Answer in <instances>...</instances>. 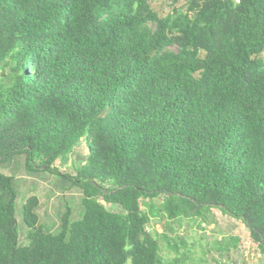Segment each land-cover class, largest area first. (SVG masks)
<instances>
[{"label":"trees","instance_id":"trees-1","mask_svg":"<svg viewBox=\"0 0 264 264\" xmlns=\"http://www.w3.org/2000/svg\"><path fill=\"white\" fill-rule=\"evenodd\" d=\"M180 1L0 0V264H177L150 216L216 210L264 254V0Z\"/></svg>","mask_w":264,"mask_h":264},{"label":"rangeland","instance_id":"rangeland-1","mask_svg":"<svg viewBox=\"0 0 264 264\" xmlns=\"http://www.w3.org/2000/svg\"><path fill=\"white\" fill-rule=\"evenodd\" d=\"M149 2L158 11L169 10L173 6L169 5L170 0ZM182 4L181 0L175 6ZM26 185L24 183L20 188V197L25 194ZM37 192L40 194V189ZM154 202L157 204L159 199H154ZM59 204L57 195L51 197L46 204H42L40 214L48 221H55V210ZM103 204L109 210L119 211V207L114 204ZM150 217V229L157 234L164 263L177 261V264H260L264 261V254L249 237L247 228L237 220L224 217L217 210L205 220L172 221L160 215ZM234 239H237L236 245Z\"/></svg>","mask_w":264,"mask_h":264}]
</instances>
